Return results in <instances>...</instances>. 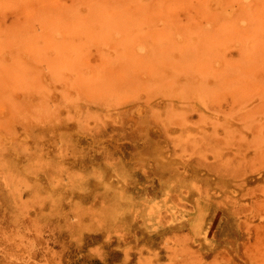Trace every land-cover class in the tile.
I'll list each match as a JSON object with an SVG mask.
<instances>
[{
	"label": "rangeland",
	"instance_id": "1",
	"mask_svg": "<svg viewBox=\"0 0 264 264\" xmlns=\"http://www.w3.org/2000/svg\"><path fill=\"white\" fill-rule=\"evenodd\" d=\"M218 1L0 0V264H264V0Z\"/></svg>",
	"mask_w": 264,
	"mask_h": 264
},
{
	"label": "bare ground",
	"instance_id": "2",
	"mask_svg": "<svg viewBox=\"0 0 264 264\" xmlns=\"http://www.w3.org/2000/svg\"><path fill=\"white\" fill-rule=\"evenodd\" d=\"M209 1H210V0H209ZM217 1H218V0H217ZM234 1H236V0H234ZM242 1H245V0H242ZM218 2H219V1H218ZM236 2H237V1H236ZM245 3H246V2H245ZM220 4H221V3H220ZM248 4H249V3H248ZM245 5H246V4H245ZM245 5H244V6H245ZM238 7H239V6H238ZM210 8H211V7H210ZM218 8H219V7H218ZM208 9H209V8H208ZM248 9H249V8H248ZM246 10H247V9H246ZM216 11H217V10H216ZM221 11H222V10H221ZM249 11H250V10H249ZM225 13H226V12H225ZM225 13H224V14H225ZM232 13H233V12H232ZM224 14L220 12V15H222L221 17H223ZM232 16H233V15H232ZM251 16H252V15H250V18H252ZM248 17H249V15H248ZM230 18H231V17H230ZM250 18H249V19H250ZM224 19H225V18H224ZM226 19H227V16H226ZM256 19H257V18H256ZM228 20H229V19H228ZM242 21L244 22V19H243ZM245 22H246V21H245ZM245 22H244V23H245ZM250 22H251V21H250ZM239 25L242 26V25H244V24H240V23H239ZM239 25H238V27H239ZM169 27H170V26H169ZM245 27H246V26H245ZM208 28H209V27H208ZM208 28H207V29H208ZM242 28H243V27H242ZM205 29H206V28H205ZM250 29H252V28H250ZM208 30H209V29H208ZM258 31H259V29H258ZM261 32H262V31H261ZM204 36H205V35H204ZM229 37H230V36H229ZM209 38L214 39V38H212V37H209ZM216 39H217V38H216ZM2 40H3V39H2ZM0 41H1V39H0ZM181 41H182V40H181ZM247 41H248V40H246V43H247ZM260 41H261V40H260ZM2 42H3V41H2ZM216 43H217V42H216ZM244 43H245V42H244ZM246 43H245V44H246ZM2 44H3V43H2ZM221 44H223V43H221ZM237 44H238V43H237ZM211 45H212V44H211ZM223 45H224V44H223ZM250 45H252V44H250ZM209 46H210V45H209ZM253 46H254V44H253ZM246 47H247V45H246ZM236 48H237V47H236ZM254 48H255V47H254ZM246 49H247V48H246ZM242 52H243V51H242ZM258 52H259V51H258ZM203 57H204V56H203ZM241 57H242V56H241ZM9 59H10V58H9ZM200 59H201V58H200ZM239 59H240V58H239ZM242 60H243V59H242ZM175 61H176V60H175ZM217 62H219V61H217ZM198 65H199V64H198ZM190 66H191V65H190ZM206 66H207V65H206ZM237 73H238V71H237ZM195 74H197V73H195ZM195 74H194V75H195ZM190 76H191V75H190ZM204 76H205V75H204ZM196 77H197V76H196ZM205 77H206V76H205ZM197 78H198V77H197ZM249 80H250V79H249ZM251 80H252V79H251ZM227 84H228V83H227ZM197 86H198V85H197ZM178 88H179V87H178ZM218 90H219V89H218ZM203 91H204V90H203ZM203 91H202V92H203ZM174 93H175V92H174ZM173 95H174V94H173ZM261 95H262V94H261ZM203 98H204V97H203ZM194 103H195V102H194ZM243 106H244V105H243ZM173 108H174V107H173ZM196 110H197V109H196ZM238 110H239V109H238Z\"/></svg>",
	"mask_w": 264,
	"mask_h": 264
}]
</instances>
